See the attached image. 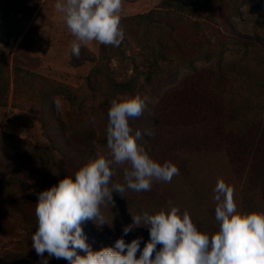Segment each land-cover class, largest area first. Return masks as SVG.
Here are the masks:
<instances>
[{
  "label": "rangeland",
  "instance_id": "374dc122",
  "mask_svg": "<svg viewBox=\"0 0 264 264\" xmlns=\"http://www.w3.org/2000/svg\"><path fill=\"white\" fill-rule=\"evenodd\" d=\"M181 1L184 9L173 6L176 0H123L121 19L149 15L154 22L136 26L139 17L129 22L120 52L107 53L105 73H90L100 62L101 44L92 41L94 51L82 45L87 48L72 58L69 47L76 38L56 11V0H0V264H43L44 259L68 264L47 253L38 256L31 246L44 176L57 173L58 155L38 147L73 152L74 143L83 153L71 159L78 165L110 153L107 76L138 83L135 94L146 98V108L130 120L133 132L142 133L137 143L155 160L175 163L180 174L169 183L153 181L149 191L128 190L123 198L113 193L114 207H102L109 224L113 215L112 226L82 225L92 248L93 240L111 246L123 236L131 215L154 214L170 203L187 211L198 230L213 234L218 179L234 187L239 211L264 212V48H246L228 29L264 35V0ZM50 46L65 58L54 69L34 55ZM86 56L95 61L76 69ZM46 77L70 89L53 87ZM129 95L134 94L116 97ZM125 167H113L111 182L124 183ZM136 237L143 238L142 248L148 229L137 228L124 239Z\"/></svg>",
  "mask_w": 264,
  "mask_h": 264
},
{
  "label": "clouds",
  "instance_id": "9594fccd",
  "mask_svg": "<svg viewBox=\"0 0 264 264\" xmlns=\"http://www.w3.org/2000/svg\"><path fill=\"white\" fill-rule=\"evenodd\" d=\"M55 9L76 38L73 56L79 57L83 44L95 41L118 47L124 39L123 0H56ZM145 108L146 98L140 94L113 99L106 128L110 153L98 154L38 193L37 227L31 237L36 254L47 253L68 264H264V212L239 211L234 187L223 179L214 188L218 229L211 235L198 230L187 211L170 203L154 214L131 215V223L122 227L123 236L111 246L94 250L87 242L82 227L86 221L97 229L112 226L113 215L109 224L102 207H114L113 193L123 198L128 190L149 191L153 181L169 183L180 174L175 163L155 160L137 143L142 133L133 132L130 120L140 117ZM121 165H127L124 183L111 182L113 167ZM140 227L149 233L142 248V237L124 239Z\"/></svg>",
  "mask_w": 264,
  "mask_h": 264
},
{
  "label": "trees",
  "instance_id": "16d2710c",
  "mask_svg": "<svg viewBox=\"0 0 264 264\" xmlns=\"http://www.w3.org/2000/svg\"><path fill=\"white\" fill-rule=\"evenodd\" d=\"M220 1L223 2V4H228L227 2H225L223 0H220ZM170 2H171V0H170ZM185 4L186 3L184 1L176 0V3H174L173 6H175L176 8L184 9ZM169 6H171V3H169V5L166 7H169ZM137 17H139L140 20L135 24L136 26H138L137 24H141V23L148 26V25H152L154 22V20L149 15H140V16L136 15L134 17L132 16V18L123 17L121 19V27L123 28L124 34H125V26H127V24L129 22H133L134 21L133 19H137ZM228 29H229V33H230V38H232L235 42H238L241 45H244L246 48L248 45H253V46H258V47L264 48V35H261L260 33L244 34L240 31L234 29L230 25L228 26ZM124 39H125V36H124ZM162 47L164 48V45ZM83 48H87V47L81 46V51L83 50ZM81 51H80V54L82 53ZM109 51L114 52V53L115 52L119 53L120 52V46L113 47L112 45H102L101 44V46H100V62L97 66L92 67L90 73H93L97 70H101L102 73H105V71H106L105 60L108 57L107 53ZM159 54L162 58H167L164 51L160 50ZM70 55L72 58L75 57L71 53H70ZM84 61L94 62L95 59L91 58L90 56H86V57L82 58L81 60H79L78 62H76V66L82 65ZM32 74L35 75L34 73H32ZM40 77L45 79L42 76H40ZM16 82L20 83V81L18 79H16ZM46 82L53 87L59 86L60 88H63L65 90L70 89V87L68 85H65L62 82H58V81L53 80V79L48 78V77H46ZM106 84L108 86L104 92V95H105L104 103L106 104V112L107 113H108L109 107L111 105V102L113 101V99L117 98L116 94L127 93V92L131 93V94H135L136 93L135 89L139 86L138 83H134L133 79L126 80V81H114V80H111L108 76L106 77ZM4 90L6 91V89H4ZM2 96H3L2 105H5L6 104V97H4V94ZM0 98H2V97L0 96ZM43 120H44V118L42 117V121ZM50 140L52 141L53 138ZM105 141H106V139H105ZM74 142H76V141H74ZM73 144L74 143H72V145L70 146V149L73 150V152L60 151L59 147H55V148H51L48 146L38 147V149H42L45 154H47L48 152H51V155H53V156L58 155V158L56 161L57 162V165H56L57 173H55V174L47 173L44 176V180L42 182L43 189H46V188L50 187L51 185L56 184L60 178H62L63 176H66V175H70L69 173L71 171H73V170L76 171L80 166H82V165L71 163V159L76 158L79 154L82 153L80 151V148L76 147ZM261 194H262L261 195L262 198L264 199V183L262 184V187H261ZM92 244H93V248L94 247H100L101 245H104L103 243H100L99 241H95V240L92 241Z\"/></svg>",
  "mask_w": 264,
  "mask_h": 264
},
{
  "label": "crops",
  "instance_id": "0c3cea01",
  "mask_svg": "<svg viewBox=\"0 0 264 264\" xmlns=\"http://www.w3.org/2000/svg\"><path fill=\"white\" fill-rule=\"evenodd\" d=\"M40 4H43V2H41ZM59 21L58 20H56V23H58ZM55 23V24H56ZM50 30H52V29H50ZM53 34H55V35H61V32L59 31H56L55 33H53ZM63 34V33H62ZM68 37H70V38H72V35H70V34H68ZM64 38H65V35H64ZM38 41H40L41 40V38H39L38 37V39H37ZM64 40H67V38L66 39H64ZM74 39H72V41H73ZM71 41V42H72ZM83 45H86L87 47H89L91 50H95V45L92 43V42H89V43H87V44H83ZM63 51L62 50H59V49H57V48H54V47H51L50 46V48L49 49H46V50H37L36 52H34V55L35 56H38V57H40V59H42L43 61H45L46 63L47 62H49L50 61V66H51V64H52V69H54V67H56L57 65L59 66V65H61V64H64V62H65V58L64 59H62V57H61V53H62ZM71 52V46L69 47V53ZM69 53H68V55H69ZM44 62V63H45ZM83 66H85L84 64H82V65H80V66H77L76 67V69L77 68H81V67H83ZM47 66L44 64L43 66H42V68L41 69H43V71H45V68H46Z\"/></svg>",
  "mask_w": 264,
  "mask_h": 264
}]
</instances>
